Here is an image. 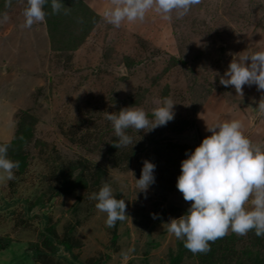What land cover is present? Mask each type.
<instances>
[{
  "label": "rangeland",
  "instance_id": "rangeland-1",
  "mask_svg": "<svg viewBox=\"0 0 264 264\" xmlns=\"http://www.w3.org/2000/svg\"><path fill=\"white\" fill-rule=\"evenodd\" d=\"M70 1V13L48 4L46 19L26 28L27 0H0L9 16L0 23V144L20 162L14 179L0 180V264H264L254 231L229 230L194 254L166 225L191 204L177 178L207 126L240 120L264 148V90L220 84L233 59L264 51V0H201L182 18L150 10L119 28L104 17L111 0ZM165 97L177 104L173 121L128 129L133 144L114 147L106 111L135 106L151 119ZM144 160L156 165L146 196L135 181ZM105 182L127 205L112 228L89 199Z\"/></svg>",
  "mask_w": 264,
  "mask_h": 264
},
{
  "label": "clouds",
  "instance_id": "clouds-1",
  "mask_svg": "<svg viewBox=\"0 0 264 264\" xmlns=\"http://www.w3.org/2000/svg\"><path fill=\"white\" fill-rule=\"evenodd\" d=\"M11 3L12 0H7V6ZM49 3L53 14L67 9L62 0H27L22 27L30 28L36 22H43L48 15L45 8ZM200 3L201 0H111V7L104 12V17L119 28L125 21L143 22L150 10L164 20H171L173 12L182 18ZM8 19L7 12H0V23H6ZM220 84L234 87L240 95H243L245 85L264 90V51L233 59L221 76ZM175 105L170 97L163 98V102L152 109L151 119L145 110L135 106L113 113L106 111L105 118L111 122L118 138L114 147L119 149L133 144L128 129L141 132L166 126L175 118ZM256 112L264 114V98ZM242 128V122L237 119L207 126L211 135L205 137L194 151L186 152L187 158L181 162L176 187L183 199L191 204L184 215L170 219L166 225L168 232L182 240L184 247L194 254L209 251V242L224 237L229 230L241 236L254 231L256 236L264 237V148L254 145ZM8 149V144H0V180L14 179V170L20 167L19 161L8 156ZM155 169L154 163L143 161L140 178L135 179L138 193L143 192L146 196L156 183ZM89 199L96 201L97 210L107 214L105 223L109 228L128 218L126 200L118 199L107 182ZM249 201L251 210L245 207ZM152 217L158 218L155 213ZM133 251L122 252L123 260L127 261Z\"/></svg>",
  "mask_w": 264,
  "mask_h": 264
},
{
  "label": "trees",
  "instance_id": "trees-1",
  "mask_svg": "<svg viewBox=\"0 0 264 264\" xmlns=\"http://www.w3.org/2000/svg\"><path fill=\"white\" fill-rule=\"evenodd\" d=\"M71 3V4H70ZM50 4V3H49ZM64 4V3H63ZM69 4L70 5H73L71 8L70 7H67V9H66V11L68 12V13H70L71 12V10H72V8H74V7H76L77 8V5L76 4H73L71 1L69 2ZM77 4H81V3H77ZM65 6H66V4H65ZM82 7L85 9V7L82 5ZM63 10V9H62ZM66 12V13H67ZM65 16V15H64ZM63 16V17H64ZM61 21V20H60Z\"/></svg>",
  "mask_w": 264,
  "mask_h": 264
}]
</instances>
